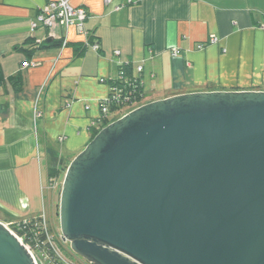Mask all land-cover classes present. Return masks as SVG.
I'll return each instance as SVG.
<instances>
[{
	"label": "water",
	"instance_id": "95a60500",
	"mask_svg": "<svg viewBox=\"0 0 264 264\" xmlns=\"http://www.w3.org/2000/svg\"><path fill=\"white\" fill-rule=\"evenodd\" d=\"M58 221L89 264H264V91L175 95L112 121L66 167ZM0 264H36L2 223Z\"/></svg>",
	"mask_w": 264,
	"mask_h": 264
},
{
	"label": "crops",
	"instance_id": "0c3cea01",
	"mask_svg": "<svg viewBox=\"0 0 264 264\" xmlns=\"http://www.w3.org/2000/svg\"><path fill=\"white\" fill-rule=\"evenodd\" d=\"M51 1L0 0V70L4 78L23 73L19 92L0 85L4 225L42 216L54 225L50 154L63 164L86 146L120 64L142 68L145 103L192 92L264 91V0H70L87 14V48L71 26L54 30L66 37L65 47L26 58L14 48L29 50L31 38L52 40L46 30L29 31ZM212 36L217 43H208Z\"/></svg>",
	"mask_w": 264,
	"mask_h": 264
},
{
	"label": "trees",
	"instance_id": "16d2710c",
	"mask_svg": "<svg viewBox=\"0 0 264 264\" xmlns=\"http://www.w3.org/2000/svg\"><path fill=\"white\" fill-rule=\"evenodd\" d=\"M89 40H92V36H89ZM30 49H23L22 46H17L15 50H22L26 55V58L30 57L33 51H43L52 48H60L62 43L58 40H51L50 42L44 41L42 43H35L34 39H28ZM87 45H83L82 49L85 50ZM81 49V51H82ZM120 76V77H119ZM8 84L14 93L22 90L23 86V73L20 69L15 75L4 78L0 70V85ZM109 91L107 98L100 102V117L95 121L91 128L90 140L98 133L100 129L112 122L111 118L115 114L125 113L133 110L134 108L144 104L145 94L142 86V73L137 72L132 62L122 63L118 66V76L116 79L107 81ZM103 108L106 112H103ZM50 164L47 169L49 186L54 183L55 180H59L62 176V167L60 166L59 159L55 155L50 154ZM49 157V158H50ZM66 167V166H65ZM9 228L11 231L19 237L23 244L34 253L40 254L47 258V264H65L61 258H56L55 249L52 243L47 241L46 232L42 227V218H31L27 220H21L12 223Z\"/></svg>",
	"mask_w": 264,
	"mask_h": 264
},
{
	"label": "built area",
	"instance_id": "2783aa9c",
	"mask_svg": "<svg viewBox=\"0 0 264 264\" xmlns=\"http://www.w3.org/2000/svg\"><path fill=\"white\" fill-rule=\"evenodd\" d=\"M106 3L109 0H104ZM143 1V0H140ZM87 19V14L82 8H74L70 4V0H56L51 1L42 7L36 17L29 22V31L31 34H34L39 29L46 30L48 32V37L53 40L61 41V47H65L67 45V39L64 35L60 33L57 35L54 33L55 29L68 31L71 26H75L77 28L78 34L85 37L84 44L89 45L88 39L89 34L83 26V23ZM218 42V38L216 36H212L209 39L210 44H215ZM94 50H99V46L95 43L90 45ZM204 45H198V49L203 48ZM116 54H119V51H116ZM177 54V50L173 49L171 55L175 56ZM30 65H34V63L25 62L23 63L24 67H28ZM137 72L141 73L142 68L137 67ZM120 77V76H119ZM103 112H106V109L103 108ZM39 116V115H38ZM59 180H55L50 188H53L56 184H58ZM62 182V181H61ZM42 227L46 232L47 241L52 243V237L49 232V227L44 217L42 216ZM21 240V239H20ZM22 241V240H21ZM23 243V242H22ZM28 250L29 247L25 246ZM30 252V250H29ZM31 253V252H30ZM32 254V253H31ZM33 256V255H32ZM34 257V256H33Z\"/></svg>",
	"mask_w": 264,
	"mask_h": 264
},
{
	"label": "rangeland",
	"instance_id": "374dc122",
	"mask_svg": "<svg viewBox=\"0 0 264 264\" xmlns=\"http://www.w3.org/2000/svg\"><path fill=\"white\" fill-rule=\"evenodd\" d=\"M122 114H123V112L113 115L111 117V118H113L112 121H114V120L120 118L121 116H123ZM69 163H70V161H65V162H63V164L60 163V166L62 167V169L64 168L62 170V176L60 177L58 184H56L51 189V191L53 192L52 196L54 198V203H55L56 217H55L54 225L53 226L52 225H48V227H49L50 235L52 237L51 238L52 239V245H53V247L55 249V253H56V258L57 259L61 258L65 262V264H89L84 259H82L81 257H79L78 255H76L75 253H73L71 251L69 243L62 240L60 229H59L58 205H59V196H60V190H61V181H62V178H63V175H64V171H65V169H66V167L68 166ZM3 218H6V217H5L3 212H0V219H3ZM44 219H45V217H44ZM45 221L48 222L46 219H45ZM10 225H6V226L11 231V229L9 228ZM30 252L34 256L36 264H47L48 263V257L45 258V257L40 255L41 253L37 254V253H34V251H31V250H30Z\"/></svg>",
	"mask_w": 264,
	"mask_h": 264
}]
</instances>
